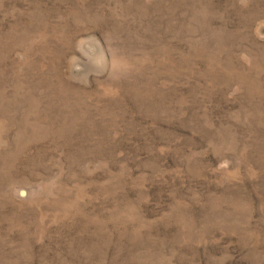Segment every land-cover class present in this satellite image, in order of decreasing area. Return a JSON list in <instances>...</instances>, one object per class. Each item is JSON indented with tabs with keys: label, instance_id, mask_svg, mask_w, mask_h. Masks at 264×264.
<instances>
[{
	"label": "rangeland",
	"instance_id": "1",
	"mask_svg": "<svg viewBox=\"0 0 264 264\" xmlns=\"http://www.w3.org/2000/svg\"><path fill=\"white\" fill-rule=\"evenodd\" d=\"M0 264H264V0H0Z\"/></svg>",
	"mask_w": 264,
	"mask_h": 264
}]
</instances>
